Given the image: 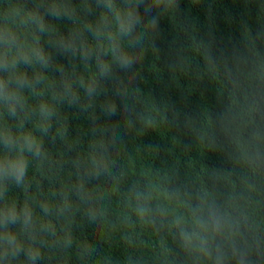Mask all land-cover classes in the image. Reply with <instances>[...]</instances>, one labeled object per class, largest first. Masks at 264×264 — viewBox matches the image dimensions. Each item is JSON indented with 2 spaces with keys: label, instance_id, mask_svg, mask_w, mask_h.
<instances>
[{
  "label": "clouds",
  "instance_id": "obj_1",
  "mask_svg": "<svg viewBox=\"0 0 264 264\" xmlns=\"http://www.w3.org/2000/svg\"><path fill=\"white\" fill-rule=\"evenodd\" d=\"M0 264H264V0H0Z\"/></svg>",
  "mask_w": 264,
  "mask_h": 264
},
{
  "label": "trees",
  "instance_id": "obj_2",
  "mask_svg": "<svg viewBox=\"0 0 264 264\" xmlns=\"http://www.w3.org/2000/svg\"><path fill=\"white\" fill-rule=\"evenodd\" d=\"M175 28V25L172 26ZM169 36H178V33L169 30ZM165 43V41H162ZM160 55L159 54H149L148 59H146L144 63V72L142 76H138L137 79L140 81L141 87L147 93L148 91H155L158 96L163 97L167 95L169 89L172 88L171 83H164L163 77L165 75L164 65L160 62ZM129 79H132L129 77ZM195 84L189 87V95L184 102V107L187 108H196L203 106L207 108L209 105L207 104V98L201 97L199 100H193L194 96L196 95L195 91ZM74 119L76 117H73ZM79 127L84 128L86 130L87 125L84 123L83 118L79 120ZM173 131L169 130L168 128L161 127L157 130L156 133H153L154 136L158 137V142L166 147L171 148L169 152L166 153L167 157H170V163L178 166L179 168L183 169L189 177H195V174L204 167L203 152L199 151L198 149H188L185 150L181 147V142L186 141L188 136L184 132L178 133L179 140L172 142L169 145V141L172 140ZM167 138V139H165ZM154 159V154L143 155L141 158L142 163H148L150 160ZM214 159V158H213ZM115 249H113L114 251Z\"/></svg>",
  "mask_w": 264,
  "mask_h": 264
}]
</instances>
